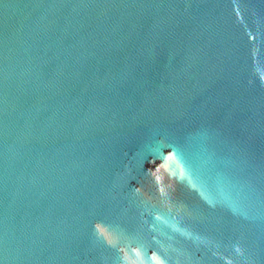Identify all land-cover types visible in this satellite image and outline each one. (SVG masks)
I'll return each mask as SVG.
<instances>
[{
    "label": "water",
    "instance_id": "1",
    "mask_svg": "<svg viewBox=\"0 0 264 264\" xmlns=\"http://www.w3.org/2000/svg\"><path fill=\"white\" fill-rule=\"evenodd\" d=\"M0 264H264V0H0Z\"/></svg>",
    "mask_w": 264,
    "mask_h": 264
}]
</instances>
